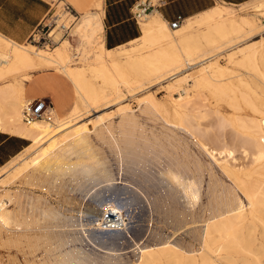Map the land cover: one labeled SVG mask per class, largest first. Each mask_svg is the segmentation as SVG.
<instances>
[{
	"label": "bare ground",
	"instance_id": "1",
	"mask_svg": "<svg viewBox=\"0 0 264 264\" xmlns=\"http://www.w3.org/2000/svg\"><path fill=\"white\" fill-rule=\"evenodd\" d=\"M253 9L264 18V2L253 4ZM226 10L225 7L216 6L201 14V19L196 23L188 19L176 29L170 25L169 28L168 23L160 17L152 16L153 12L141 16L138 24L142 35L129 45L140 44L148 51L144 55L127 57L123 63L120 59L122 55H113L115 50L105 47L99 10L86 13L72 30L73 36L80 42L77 48L87 53L86 67L83 63L71 65L73 61L68 52L72 45L67 39L61 41L63 35L57 28L50 35L56 43L60 42L54 50L18 44L0 34V133L30 142L25 151L31 157L20 160L21 164L12 169L13 172L17 171L14 179L22 180L35 191H52L57 189L59 183H63L65 177L72 176L78 189L92 196L93 204V207L82 209L80 205H74V198L63 195L57 208L46 198L32 197L23 193V190L0 191V237L6 236V244L32 250L33 253L43 250L47 258L32 261L31 264H220L222 259L215 254L223 252L226 243L251 253L250 245L244 242L243 235L245 228L262 221L257 213L264 206V107L251 103L243 91V96L238 95L240 90L238 92L231 81L238 79L244 86H248V83L229 68L214 62L217 54H202L203 59L197 62L200 57L194 55L189 46L191 37L186 36L194 24H207L210 26H206L207 32L203 36L207 43L216 45L220 40H226L227 44H233L235 38L253 24L245 17L236 20L231 15L216 21L224 18ZM254 47L249 44L233 51L228 55L230 63L250 65L259 74ZM138 49L132 47L131 51L135 53ZM78 51L82 54V50ZM237 56L239 58L236 61ZM199 67V75L187 73ZM46 70H55L64 76L72 85L78 101L63 117L57 115L53 108L52 123L34 121L27 124L23 120V110L32 100L25 98L26 84L33 73ZM141 72L156 77L159 84L168 81L167 90L177 91L180 98L170 101L174 123L165 115L160 116L161 132L157 135L152 133L151 139L141 136L138 139L140 142H136L137 138L127 131L132 130L136 123L128 107L121 110L123 120L117 128L120 136H116L118 131L114 132L113 124L105 123L108 119L104 116L96 120L102 138L99 137L116 156L117 170L122 174L125 172L120 180L117 178L119 175L116 176L106 166L103 153L96 151L90 142L87 126L78 124V121L85 113L88 115L92 109H97L101 101L110 98L112 94L108 95V90L118 94L122 87L138 84L131 76ZM226 76L230 78L224 80ZM190 83L196 91L204 87L221 101L227 99L225 101L229 109L238 112L247 108L251 114L245 118L238 115L234 119H227L218 111L210 114L208 105L204 103L201 106V103L198 106L191 99L187 88ZM140 100L141 106L151 115L164 113L160 101L152 94ZM229 128L236 134L233 144L225 138V131ZM186 139L195 140L198 147L217 163H220L219 160L233 159L238 151L250 161L252 169H241L240 165V168H236L228 162L220 163L219 169L223 174L233 179L228 185L218 178L211 165L206 168L205 163L193 159ZM150 148L154 154H151L152 157L160 160H148ZM205 171L208 182L204 190ZM78 178L84 183L79 182ZM120 185L123 187L120 188ZM112 191L113 197L109 196V200L103 198ZM121 191L133 195L124 201ZM161 191L163 193L160 195ZM203 196L207 199L205 204L201 203ZM145 203L150 209V222L157 221L156 214L160 219L158 224L166 229L181 231L186 228L192 233L194 242L200 245V252L196 253L187 243L171 241V236H165L161 226L158 229L151 224L146 228V233L142 232L144 235L138 234L141 237L131 236L130 224L137 223V211L144 213ZM65 206H70V209H64ZM198 208L201 209V216L196 214ZM127 209L134 210L130 215L127 214L128 218L125 217ZM63 211L69 212V215ZM110 222L112 225H108ZM198 223L202 226L195 228ZM126 244H130L131 251L124 253L122 251L126 248L119 246ZM130 253L137 255L136 262L125 258Z\"/></svg>",
	"mask_w": 264,
	"mask_h": 264
},
{
	"label": "rangeland",
	"instance_id": "2",
	"mask_svg": "<svg viewBox=\"0 0 264 264\" xmlns=\"http://www.w3.org/2000/svg\"><path fill=\"white\" fill-rule=\"evenodd\" d=\"M42 1H44L48 5V12L45 14L43 21L40 24V26H38L33 31L31 36L22 44L31 45V46H34L38 49H42V50H54L56 47H58L60 42L56 43L54 38L51 37L50 35H51V32L55 28H57L58 30H60L59 32H61L63 35L61 41H63L64 39H67L72 45L69 47V52H68L69 56L72 57L71 60L73 61L71 65H77L79 63H83L84 64L83 66L86 67L88 64V62L86 61V58H87L86 54L87 53L84 49L77 48L80 45V42H79L78 38L73 36L72 30L74 29V27L76 26L78 21L81 19L82 15H84L86 13H94L96 10H100V6L98 4H101V9H102V13H103L104 0H42ZM223 1L226 2L227 4H225ZM247 1H249V3L244 4L243 6H240V7L228 5V4H235V5L241 4V3H244ZM261 1L264 2V0H218L216 6L225 7L227 10H226V13H224V15H223L224 18L217 19L216 21H222L223 19L229 18L231 15L236 20H240V18L245 17L247 20H249L253 24L251 27H247L239 36H237V38H235V40H234L235 42L233 44H227L226 40H220L219 42H217L216 45L207 43L203 39L204 34L207 32V27L210 26L207 24L206 25L205 24H201V25L194 24L193 29H191L189 31V33L186 34V36L189 35L191 37V40L189 42V46L191 47L194 55L196 57H198V56L200 57L197 60V62L203 59V58H201L202 54H207V56L217 54V56L214 59V62H217L218 65H220V66H223L225 68H229L233 73H235V75H240L241 79L244 80V82L246 81L245 83H248V86H244L238 79H234L233 81H231L233 83V85L235 84L234 86H235L236 90L238 92L240 90V92H239L240 94L238 93V95L241 96L242 95L241 92L243 91V95H245L246 98L249 97L248 99H249V101L251 100V103L253 102L257 106H263L264 107V80H263L264 79V18H263V16H261V14L257 13L253 9V4L256 5V3L258 4V2L260 3ZM200 19H201V16L194 17V18H192V22L196 23ZM138 25L141 28L140 23ZM63 26H66L67 29H63ZM168 27H169V24H168ZM20 31L21 30H19V29L17 30V32H20ZM141 35H142V31H141ZM234 37L235 36H233L232 38H234ZM249 44H252V47L255 46L254 48L256 49V64L259 67V71H260L259 74L255 73L252 70L253 67L250 65L244 64V66H239L238 64L236 65V63L235 64L230 63L228 55L233 53V51L234 52L237 51V49H239L241 47H246ZM136 45H138V46H136ZM132 47H135L137 49L139 48V49L137 50V52L133 53L131 51ZM124 49H127V50H124ZM78 50H82V54H80ZM147 51L148 50L143 49L140 46V44H134V45L126 44L125 46H122V48L115 50L113 52V55H122L123 57H121L120 59H122V63H123L126 61L125 58L132 57V56H138V55H144ZM238 58H239V56H237L235 58V60L237 61ZM241 67H243V68H241ZM199 69H201V67L195 68L193 70H189L187 73H191L193 76H197V75H199ZM262 72H263V75L261 74ZM141 73L132 74V76H131L133 80L135 79L134 81L139 82L138 84H134V86L133 85L130 86L131 88L130 87H127V88L122 87L120 89L121 91L118 94H116L112 90H108V92H107L108 95L112 94L110 96V98L108 97L105 101H101L100 104L98 105L99 106L97 108L98 110L92 109L88 113V115H86L87 113L84 112L85 116L83 115L80 118L81 120L78 121V124L87 126V129L90 131V142L92 143V145L94 146L96 151H100L101 153H103L102 157L105 156L106 160L108 159L107 161L105 160V162L107 163L106 166L109 167L111 170H113L114 173L116 174V176L119 175L117 178L120 180H121L122 175H125V172H124V174H122L121 172H119L117 170L118 166H117L116 156L113 153V151L110 150L111 148H109V146L106 145L103 142V140H101V138H102L100 135L101 133L99 134L100 128L98 127L96 120H98L99 117L104 116L103 118L108 119L105 123L107 124V122H110L111 124H113L112 127L114 126L113 127L114 132L116 133L118 131L116 133V136L117 135L120 136V130H118V129H119V126L121 125L120 122L122 123V120H123V115L121 113V110L123 108H125V109L129 108L128 111H130V113H132L134 115V117H135L134 120L136 123L133 126L132 130L127 129L128 133L130 134V132H131V134L135 136L134 138L135 139L137 138L136 142L138 141V139H140L141 136H143V138L151 139L153 134L156 133L155 135H157V134H159V131L161 130L162 125L160 126V124H162V122L159 119H161V117L163 115H165L168 120L170 118L169 121L174 123L175 120H174V117L172 115L171 102L170 101L172 99H179L180 98V94L177 91L176 92L175 91L169 92L167 90L166 86L169 83L168 81L167 82L166 81L161 82L159 84V80H157L156 77H150L145 72H143L142 74ZM25 74L28 75V73H24L23 75H25ZM46 75L55 76V79L48 81L47 84L44 83V86H46L47 88L53 89L55 91V94H57V103H56V106L54 107V109L60 117H63L71 111L73 106L77 103L78 98H77V95H76L72 85L69 83V81L64 76H62L58 72H56L55 70H46V71L33 73L32 78L26 84V99L27 100L30 99V97H28L29 92H30V90H32L33 84H35V82H36V78L39 76H46ZM133 77H135V78H133ZM146 78H147V80H146ZM226 78L228 79V78H230V76H226L224 78V80H226ZM18 80L20 81V79H18ZM140 82H142V83L140 84ZM191 85H192V83H190V86L187 87L189 95L191 96V99L198 106L201 103H202L201 106L204 103L206 106L208 105L207 107L210 111V114H213V113L215 114L216 111H218L221 116H223L227 119H234L238 115L243 116L245 118L251 114V112L247 108L243 109L241 111H238V112H236L233 109H229V107L227 106V102L225 101L227 99H223L221 101L217 95H215L213 92H211L210 89L203 87V88L197 89V91H196L195 89H193V87ZM132 87H134V88H132ZM126 89H127V91H126ZM140 91H142V92H140ZM148 94H152L156 99H158V101H160V103L163 107V112H164L163 114L160 113L161 115L160 114L157 115V113L156 114L152 113L153 115H151L149 113V111H147L144 108V106H141L142 104H140V102H141L140 99H142L145 95H148ZM198 96H200V97H198ZM48 101L51 102L52 99L49 98ZM101 103H102V105H101ZM239 106L242 107V103H240ZM126 107H128V108H126ZM166 113L168 115H166ZM105 116H107V117H105ZM157 116H159L158 119H157ZM109 117H111V118H109ZM243 117H241V118H243ZM93 128H95V129L93 130ZM136 129H137V131H136ZM142 130H144V132ZM95 134H96V136H95ZM145 135H147L148 137ZM235 135H236L235 132L230 128H229V130L227 129L225 131V138L231 144H233V142L235 141L234 140ZM138 142H140V140ZM186 142L189 146L190 151H192L191 153H192L193 159L200 160L202 162V164L205 163L206 168H208V166L211 165V168L214 170V173L217 174L218 178L220 180L222 179L221 181H223L226 184L229 183L228 185H230L232 183L233 179L232 178L230 179L223 174L222 170H220L221 169L220 163L223 162L222 164H225V162H228L230 165H232L233 167H236V168L241 167V169H243L245 167V168H247V170L252 169L250 167L251 166L250 161L244 159L238 151L235 153L233 159L219 160L220 163H217V162H215V160L213 161L211 159V157L204 150H202L201 148L198 147L195 140L186 139ZM165 144L168 145V142L166 141ZM15 145L18 146V144H15ZM25 145H26V148H28L30 146V142L26 141ZM25 149H23L22 152L19 153L17 156L12 158L10 160L9 164H7L4 168L0 169L1 170L0 171V177H1V179H0V189L1 190L0 191L1 192L3 190H8V189H10L12 191L14 189H15L14 191H17V190L22 191L23 190L22 191L23 193H26L32 197L42 196V198H46L54 207L57 206V208L60 207V202L63 198L62 196L64 195L65 197H68L70 199H73V198L77 199V201L73 199L74 205H77V206L80 205L82 207V209L88 208V207H93V204H91V200H92L91 197L92 196H90L86 192H83V190L80 191V189H78V187L75 185V183H76L75 179H74L75 177H73V178H72V176L65 177L63 183L62 182L59 183L56 186L57 189H54L52 191H49L48 189L44 190V191L43 190L35 191V190H32L29 186L25 185L22 180H15L14 178L17 176L16 175L17 171L13 172L12 169L18 167L21 164L20 160L28 159L31 157L28 154L29 152L28 151L26 152ZM151 149L152 148H150V150H148V152H147L149 154L148 160H160V159H154L152 157V155H154V154H153ZM13 162H14V164H13ZM208 162H209V164H208ZM153 163L156 164L155 162H153ZM239 165H240V167H239ZM205 172L203 174L204 190L207 189V182H208V175H207V172L206 173ZM219 173H220V175H219ZM78 181L84 183V181L80 178H78ZM60 185H62V186H60ZM119 187L121 188L123 186L120 185ZM112 193H114V192L112 191L110 193H106L103 196V198L106 200H109L108 197L112 196ZM121 193H123L122 197L124 198V201L126 200V198L132 197L131 195H133L132 193H130V194L127 193V191H125V192L121 191ZM124 193H126V194H124ZM161 193H163V192L162 191L159 192L160 195H161ZM39 194H41V195H39ZM204 194H205V192H204ZM239 194H240L242 200L245 202V204H247L243 194L241 193V191H239ZM81 199H82V201H81ZM206 200H207L206 197L203 196L201 203L205 204L207 202ZM176 203H177V201H176ZM68 207L70 209V206H65L64 209H68ZM126 211L127 212L129 211L128 213L126 212V214H125V217L128 218V215H130V213L133 212L134 210L127 209ZM200 211H201L200 208H198L196 210V214H198L197 216L202 215V212H200ZM149 212H150V209H149V206H147V203L144 204V213L141 212L140 210L137 211V215H136L137 218L135 219L137 223L134 222V223L130 224L129 234L131 236L136 237V238L141 237V235H144L142 232L146 233L147 229L149 228V225L151 226V224L154 226V228H158L161 226L162 232L164 230V232H163L164 235L166 234L165 236H168V237L171 236L170 237L171 241L174 242V240H175V242H183L185 244L187 243V245L192 246V249L196 253L200 252V249H201L200 245L198 244L197 241L194 242V240L192 238V233H189V231L186 230V228H185V230L182 229L181 231L180 230L174 231V230H171V228L166 229L165 226L158 224L160 219L156 214L154 216L157 219V221H151L150 222V220H149V217H150L149 214L150 213ZM63 213L66 215H69V212H67V211H63ZM257 215L259 218L262 219V221H260V222L256 221L254 225H251V226H248L247 228H245V230H244L245 234L243 235L244 242H246L250 245L249 248L252 250L251 253L236 249L233 244L226 243L225 246L227 248L225 247L222 250L223 252L220 251V252H217L215 254L216 256L218 255V257H220L222 259L221 263L219 262L220 264H224V263L225 264H264V234H263L264 233V206L261 208V211L259 213H257ZM128 223H129V221H128ZM136 224L138 225V227L136 226ZM198 224H196L197 226L195 225L194 227L199 228L202 226L201 223H198ZM176 232H177V234H176ZM138 234H141V235H138ZM174 234H176V235H174ZM116 235H118V234H116ZM130 240L131 239L128 238V241L131 243ZM5 241H6V236L4 237L2 235L0 237V242H1L0 245L3 244L4 246L3 245H2L3 247L0 246V263L1 264H31L33 262L43 260L42 258H47V256H45V253L43 250H40V251L38 250V251L33 253L32 250L29 251L28 249H22V248H18V247H17L18 248L17 249L16 247H13V246L6 244ZM4 242H5V244H4ZM219 243L221 244V242H219ZM131 244H133V243H131ZM223 244H224V242H223ZM128 245H130V244H126L123 247L122 246H119V247L126 248L125 250L122 251L125 253V252L131 251ZM242 245H243V247H245V243H243ZM231 247H232V249H231ZM32 253H33V255H32ZM125 258L130 259V262H136L137 255L134 256V254L130 253V254H126ZM239 258H241V259H239ZM244 258L246 260H244ZM247 260H249V261H247Z\"/></svg>",
	"mask_w": 264,
	"mask_h": 264
},
{
	"label": "crops",
	"instance_id": "3",
	"mask_svg": "<svg viewBox=\"0 0 264 264\" xmlns=\"http://www.w3.org/2000/svg\"><path fill=\"white\" fill-rule=\"evenodd\" d=\"M142 1L145 0H104L103 13L101 4H98L103 22L106 49L113 51L140 38L141 30L133 12L134 7ZM146 1L156 6L154 9L156 12H153L152 16H158L168 24L178 18L186 21L201 16V14H205L215 8L218 2V0ZM161 3L163 5H160ZM224 3L227 4L226 2ZM247 3L249 1L228 5L240 7ZM47 12L48 5L42 0H0V34L9 39L11 38V40L13 39L12 41L15 40L14 42L18 44H22L40 26ZM18 29L21 31L17 32ZM53 79H55V76L52 75L37 77L32 90L29 92V100H48L50 98L55 107L57 94H55L53 89L44 86V83L47 84L48 81ZM55 113L57 114L56 111ZM15 144H18V146ZM25 144L26 140L0 133V169L4 168L10 163L12 158L21 153L26 148Z\"/></svg>",
	"mask_w": 264,
	"mask_h": 264
},
{
	"label": "built area",
	"instance_id": "4",
	"mask_svg": "<svg viewBox=\"0 0 264 264\" xmlns=\"http://www.w3.org/2000/svg\"><path fill=\"white\" fill-rule=\"evenodd\" d=\"M160 5H163L162 3ZM156 6L151 4V2H140L134 7V18L138 22L141 16L154 12ZM160 7V6H159ZM185 20L182 18H178L176 21L170 23V27L172 29L178 28ZM67 29V28H65ZM53 104L52 102L46 99H35L28 102L23 110V120L25 123L30 124L34 121H46L52 123L54 120V112H53ZM115 215H112L114 217ZM117 222V221H115ZM108 225H112V222L108 223Z\"/></svg>",
	"mask_w": 264,
	"mask_h": 264
}]
</instances>
